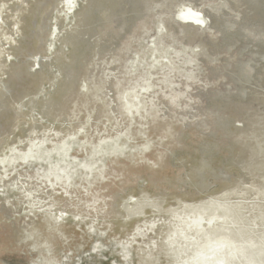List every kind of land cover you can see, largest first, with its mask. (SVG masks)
<instances>
[{"label":"rangeland","instance_id":"rangeland-1","mask_svg":"<svg viewBox=\"0 0 264 264\" xmlns=\"http://www.w3.org/2000/svg\"><path fill=\"white\" fill-rule=\"evenodd\" d=\"M25 4L0 0V264H264V0Z\"/></svg>","mask_w":264,"mask_h":264},{"label":"bare ground","instance_id":"bare-ground-1","mask_svg":"<svg viewBox=\"0 0 264 264\" xmlns=\"http://www.w3.org/2000/svg\"><path fill=\"white\" fill-rule=\"evenodd\" d=\"M18 3L20 4V7L18 9V14H21L23 13V11L26 10V7L28 6V4H25V1L26 0H17ZM84 0H59V5L61 6V9L58 10L57 9V14L59 13H64L65 15V18H75L76 16H78L80 10H79V6H80V3L83 2ZM66 10V12H64L63 10ZM173 15L176 17V19L179 21V24L181 26H185V27H194L196 26L197 28L198 27H205L206 26V20H207V17L203 14V12L201 10H198L196 8H194L191 4L189 3H181L178 5L176 11H174ZM59 17V15H58ZM0 19H1V22H0V29L2 28V24H3V18H2V15H0ZM34 24V23H33ZM16 25V23H15ZM35 26V24H34ZM57 23L55 25V28H54V33L51 34V41L49 42V47L50 48H54L55 49V42L59 40V38L61 37L60 36V31H59V28L57 27ZM18 28V27H17ZM18 30V29H17ZM14 40V38H13ZM53 49V50H54ZM9 56V54L7 55ZM1 61H3L1 64H0V70H3L4 67H5V60L2 59ZM39 63H37L38 65ZM116 81L114 80V83ZM116 84V83H115ZM119 84V83H118ZM117 85V84H116ZM3 86V80L0 78V88ZM8 85L6 84V87ZM121 87V85H119ZM5 87V85L3 86V88ZM116 87V86H115ZM117 88V87H116ZM135 89V88H134ZM120 90V89H119ZM132 90V89H131ZM117 91V89L115 90V92ZM122 91V90H121ZM135 91V90H134ZM117 93V92H116ZM128 93V92H127ZM133 93V91H132ZM118 95V94H117ZM122 95V94H121ZM141 95V94H140ZM139 93H137L136 91L134 92L133 95H128L125 99V104H123V102H120V106L124 107V106H136V105H139L141 104V102L143 101H146L145 98H143L142 96H140ZM124 96V95H123ZM144 96V94H143ZM122 98V97H120ZM119 99V98H118ZM120 100V99H119ZM151 100V99H150ZM122 101V99L120 100ZM135 101L136 103L134 104ZM148 101V100H147ZM122 103V104H121ZM121 107V108H122ZM20 193H26L27 192V189L22 187L19 189ZM22 191V192H21ZM24 193V194H25ZM197 214V213H196ZM201 214V213H200ZM199 214V217L198 218H194V221L193 223H195V226L196 228H200L199 231L202 232L201 230H204L205 227H207V225H209L210 223H206L204 224L206 221V219H204V217H201ZM198 215V214H197ZM195 217V216H193ZM189 218V217H188ZM186 219V218H185ZM188 220V219H187ZM189 221V220H188ZM187 221V222H188ZM186 222V223H187ZM190 222V221H189ZM185 223V224H186ZM184 224V223H183ZM192 224V223H190ZM213 224H211L212 226ZM188 226H189V223H188ZM177 227V226H176ZM187 227V226H186ZM193 227V226H191ZM180 228V227H179ZM190 228V227H189ZM184 229V228H183ZM180 230V229H179ZM192 230H194L192 228ZM178 231V229L176 230ZM183 231V230H182ZM191 231V230H190ZM196 231V230H195ZM198 231V230H197ZM205 231V230H204ZM204 231L202 233H204ZM180 232V231H179ZM199 232V234H200ZM175 233V232H174ZM184 233V232H183ZM201 233V234H202ZM185 234V233H184ZM198 234V235H199ZM174 235H177L176 233ZM193 235V234H192ZM195 235L197 236V234L195 233ZM208 260H206L204 258V256H202V258H200V264H207ZM217 264H221L222 260L220 259H216L215 261Z\"/></svg>","mask_w":264,"mask_h":264}]
</instances>
